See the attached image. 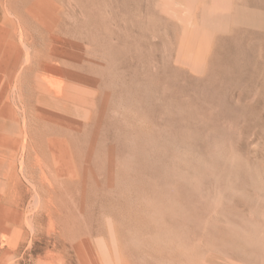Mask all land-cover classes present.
Segmentation results:
<instances>
[{
    "label": "rangeland",
    "instance_id": "374dc122",
    "mask_svg": "<svg viewBox=\"0 0 264 264\" xmlns=\"http://www.w3.org/2000/svg\"><path fill=\"white\" fill-rule=\"evenodd\" d=\"M0 187V264H264V0H0Z\"/></svg>",
    "mask_w": 264,
    "mask_h": 264
},
{
    "label": "bare ground",
    "instance_id": "6f19581e",
    "mask_svg": "<svg viewBox=\"0 0 264 264\" xmlns=\"http://www.w3.org/2000/svg\"><path fill=\"white\" fill-rule=\"evenodd\" d=\"M2 18V17H1ZM54 87V86H53ZM56 87V86H55ZM57 88L60 87L57 85ZM56 89V88H55ZM62 89V88H61ZM60 89V90H61ZM57 90V89H56ZM58 91V90H57ZM59 92V91H58ZM44 147V146H43ZM45 152V151H44ZM64 154V152H63ZM65 155V154H64ZM63 155H60V157ZM65 161V160H64ZM58 164V163H57ZM65 165V164H64ZM69 169V168H68ZM0 230L4 232V188L0 187ZM3 239V237H2ZM4 241V239H3ZM0 259H4V244L0 245Z\"/></svg>",
    "mask_w": 264,
    "mask_h": 264
}]
</instances>
